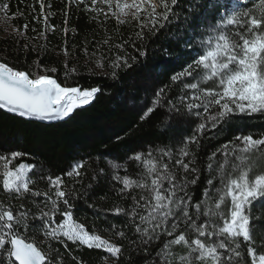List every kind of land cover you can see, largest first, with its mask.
Wrapping results in <instances>:
<instances>
[{"label":"snow or ice","instance_id":"obj_1","mask_svg":"<svg viewBox=\"0 0 264 264\" xmlns=\"http://www.w3.org/2000/svg\"><path fill=\"white\" fill-rule=\"evenodd\" d=\"M37 3L43 14L45 0ZM67 3L71 5L73 0ZM75 4H83L96 22L114 18L118 26H133L134 40L139 41L159 32L174 18L179 19L174 11L178 0H75ZM196 8L201 10L197 16L184 17L183 36L177 29V40L182 39L183 48L190 50L188 60L181 70L170 75V83L155 90L151 106L140 117L145 119L157 107L167 105L169 113L190 126L191 134L183 138L175 152L163 147L129 157L143 164L144 171L137 178L121 176L123 166L110 162L112 179L121 185L117 192L122 197L139 190V198L131 195L128 209L116 206L112 211L131 218L138 239L130 244L146 246L161 236L170 238L156 253L159 264H264V236L257 245L250 226L253 203L264 200V133L259 138L252 133L238 134L221 144L207 157L210 178L206 179L202 198L193 202L189 191L200 174L191 146L198 147L206 132L224 131L223 126L237 118L264 115V0H198ZM0 12L5 13L4 20L15 18V14L7 15V3L0 4ZM47 21L48 15H43L45 31L49 30ZM27 27L23 26L25 30ZM62 31L67 33L68 29ZM13 33L23 35L15 26ZM39 38L46 39L44 32ZM110 39H104L102 45L108 46L109 54L114 49L117 52L109 60L115 77L117 69L130 68L129 60L136 57L119 54L130 41L110 44ZM102 45L92 53L87 47L83 49L85 54L97 57L95 65L99 69L109 59ZM136 50L140 56L147 54ZM62 52L69 56L67 47ZM161 55L171 58L167 49L161 50ZM64 67L65 79L76 73L75 68L68 69L67 60ZM34 68L37 71L30 73L0 61V109L28 119L60 120L91 103L100 91L98 87L62 86L47 74L55 73V68L43 69L38 62ZM172 86L178 88L175 98L169 96ZM217 153L223 157L221 161L216 159ZM23 155L19 151L0 155V188L17 199L27 195L42 197L43 207L33 200L38 208L33 213L23 204L14 208L0 201V264H64L51 241L65 248V241H70L101 249L118 259L121 245L90 232L73 219L74 205L70 201L76 200L78 194L65 183V177L79 182L85 163L77 162L61 175H44L34 164L11 166ZM31 174L46 181L48 190H34ZM30 222H39L40 228ZM30 231L31 237L27 235ZM37 233L44 238L40 245L35 239ZM116 235L124 238L125 232L120 230ZM41 245H47L48 250ZM143 250L147 253V247ZM152 264H156V258Z\"/></svg>","mask_w":264,"mask_h":264},{"label":"trees","instance_id":"obj_2","mask_svg":"<svg viewBox=\"0 0 264 264\" xmlns=\"http://www.w3.org/2000/svg\"><path fill=\"white\" fill-rule=\"evenodd\" d=\"M4 3L8 5L7 15L11 17L15 14V18L8 19L7 23L20 29L23 35L0 31V61L30 73L37 71L34 64L38 62L43 69L55 68V73L47 74L53 75L62 86L100 89L91 103L77 108L64 119L48 123L0 109V155L19 151L24 155L13 161L11 166L21 162L34 164L41 173L52 176L66 173L77 162H84L85 168L78 178L79 182L65 177V183L74 187L78 194L76 200L70 201L74 205L73 219L84 224L90 232L121 245L122 252L117 259L101 249H89L70 241H65L67 248L57 241H51L52 247L59 250V258L63 259L64 264H152L153 258L159 264L156 253L165 240L170 238L161 236L160 240L146 246L130 244V241L138 239L131 218L117 215L112 209L116 206L128 209L132 204L131 195L139 198V190L122 197L117 192L121 185L112 179L110 162L123 166L119 171L121 176L137 178L144 171L143 164L129 157L137 152L146 154L149 149L163 147H169L175 152L183 138L191 134L190 126L175 114L169 113L167 105L157 107L145 119L140 117L143 110L151 106L155 90L170 83V75L181 70L188 60L190 50L183 48L182 39L177 40V29L181 30L179 35L183 36L184 17L197 16L201 11L196 8L198 0H178L174 11L179 19L174 18L165 28L146 36L143 41L134 40L133 26H118L114 18L103 23L92 20L91 14L84 10V5L76 6L75 0L71 5L67 0H45L43 14L37 0H0V4ZM0 14L5 15L4 12ZM43 15H48L47 31ZM25 24L28 25L26 30L23 28ZM52 26H55L54 31L51 30ZM64 28L68 29L67 33L62 31ZM41 32H44L46 39L39 38ZM109 37L110 44L130 41L125 49L119 50V54L136 57L135 60H129L132 65L130 68L117 69L115 77L111 75L113 69L109 60L117 52L114 49L109 54L108 46L102 45L103 40ZM132 43L136 46L133 47ZM100 45L109 59L105 60L104 68L97 71V57L85 54L83 49L87 47L88 53H92ZM65 47L69 51L68 57L62 52ZM137 48L147 54L140 56ZM163 49L168 50L171 58L161 55ZM66 60L68 69H76V73L67 79L64 75ZM39 74L45 73L40 71ZM177 95V86H172L169 96L175 98ZM223 127L225 130L221 132H206L198 147L191 146L196 153V166L200 170L197 184L189 188L193 202L202 198L206 179L210 178L206 170L207 157L235 135L252 133L254 138H259V134L264 133V115L237 118ZM216 159L221 161L223 157L217 153ZM31 175L35 180L32 186L34 190H48L46 181L39 179L36 174ZM192 178L189 176V179ZM81 191L84 195H79ZM42 199L30 195L17 199L15 195L7 194L0 188V201L14 208L23 204L33 213L38 211L33 200L35 205L43 207ZM251 217L250 226L256 244L259 245L264 236V200L253 203ZM57 222H60L59 219ZM30 223L34 228H40L39 222ZM120 230L125 232L124 238L116 235ZM27 235L31 237L33 233L30 231ZM35 239L40 245L44 238L37 233ZM41 246L45 251L48 250L47 245ZM144 247H147V253ZM105 256H108L107 260Z\"/></svg>","mask_w":264,"mask_h":264},{"label":"rangeland","instance_id":"obj_3","mask_svg":"<svg viewBox=\"0 0 264 264\" xmlns=\"http://www.w3.org/2000/svg\"><path fill=\"white\" fill-rule=\"evenodd\" d=\"M4 16L5 15L0 14V31H3V33L9 32V31L13 32V27L9 23H7V20H4ZM96 69L98 71L99 68L96 67Z\"/></svg>","mask_w":264,"mask_h":264},{"label":"water","instance_id":"obj_4","mask_svg":"<svg viewBox=\"0 0 264 264\" xmlns=\"http://www.w3.org/2000/svg\"><path fill=\"white\" fill-rule=\"evenodd\" d=\"M34 120H35V119H34ZM37 120H38V119H37ZM60 120H61V119H60ZM41 121H44V122H47V123L50 122V121H45V120H41ZM51 121H56V120H51Z\"/></svg>","mask_w":264,"mask_h":264}]
</instances>
